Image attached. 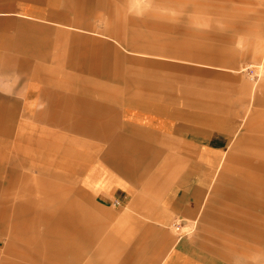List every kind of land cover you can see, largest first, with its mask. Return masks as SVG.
I'll return each instance as SVG.
<instances>
[{"label": "crops", "instance_id": "0c3cea01", "mask_svg": "<svg viewBox=\"0 0 264 264\" xmlns=\"http://www.w3.org/2000/svg\"><path fill=\"white\" fill-rule=\"evenodd\" d=\"M40 6L0 0V144H12L0 165V264H82L87 239L88 264H259L240 257L264 250V158L254 165L230 147L249 126H215L212 100L169 104L162 90L118 88L116 78L103 88L117 46L99 28H31ZM260 34L241 56L264 59ZM257 73L253 98L264 105V66ZM213 78L193 75L190 93L211 97ZM230 161L256 179L224 184ZM176 222L195 234L176 238Z\"/></svg>", "mask_w": 264, "mask_h": 264}, {"label": "rangeland", "instance_id": "374dc122", "mask_svg": "<svg viewBox=\"0 0 264 264\" xmlns=\"http://www.w3.org/2000/svg\"><path fill=\"white\" fill-rule=\"evenodd\" d=\"M38 3L39 18L33 20L36 26L31 28H99L101 40L117 46L112 61L118 63L101 66L104 76H112V80L102 81L103 88L114 85L116 78L118 88L162 90L169 104L197 99L201 108L205 106L202 101L212 100L215 126L227 124L234 117L249 126L244 130L249 135L245 144L239 149L231 145V149L252 159L254 165L258 158H264V140L259 143L256 139L264 138V105L257 103L252 93L253 84L260 79L258 65L264 66V59L253 62L252 54L241 56L245 51L243 41L253 53L252 47L264 29L261 16L264 3L254 0H38ZM55 67V72L71 71V66ZM207 70L214 73L212 96L207 97L201 90L197 95L194 91L190 93L193 75H198L194 83L201 84L199 79ZM7 84L12 88V81ZM6 152L12 153V144H0V165L5 162ZM228 163L230 171L224 184H234L237 175L243 173L249 176L247 181L256 179L252 168L238 161ZM101 228L102 233L108 230L107 226ZM170 228L177 238L195 234L197 226L182 224L177 231L172 224ZM88 229L93 232L94 226L87 225ZM74 242L77 246L78 241ZM3 243L5 240L0 241V248ZM93 243L89 239L83 243L86 256L82 257V264L89 263ZM246 250L249 255L240 259L264 264V250L256 255L247 246ZM12 259L23 261L18 257ZM214 259L222 264V257Z\"/></svg>", "mask_w": 264, "mask_h": 264}, {"label": "built area", "instance_id": "2783aa9c", "mask_svg": "<svg viewBox=\"0 0 264 264\" xmlns=\"http://www.w3.org/2000/svg\"><path fill=\"white\" fill-rule=\"evenodd\" d=\"M174 225H175V229L178 231L180 229V224L176 222Z\"/></svg>", "mask_w": 264, "mask_h": 264}]
</instances>
